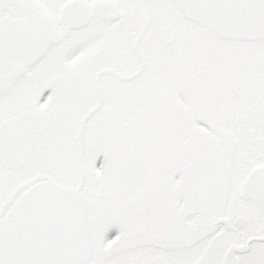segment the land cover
Listing matches in <instances>:
<instances>
[{
    "label": "snow or ice",
    "instance_id": "snow-or-ice-1",
    "mask_svg": "<svg viewBox=\"0 0 264 264\" xmlns=\"http://www.w3.org/2000/svg\"><path fill=\"white\" fill-rule=\"evenodd\" d=\"M0 264H264V0H0Z\"/></svg>",
    "mask_w": 264,
    "mask_h": 264
}]
</instances>
